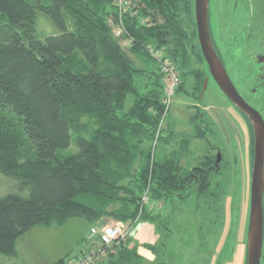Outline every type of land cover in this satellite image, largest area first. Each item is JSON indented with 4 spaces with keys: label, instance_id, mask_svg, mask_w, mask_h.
<instances>
[{
    "label": "trees",
    "instance_id": "1",
    "mask_svg": "<svg viewBox=\"0 0 264 264\" xmlns=\"http://www.w3.org/2000/svg\"><path fill=\"white\" fill-rule=\"evenodd\" d=\"M133 1L137 13L123 15L125 31L117 38L110 22L117 20L116 0H0V174L21 192L0 197V255L15 256L18 239L38 226L84 219L92 228L110 219L128 226L149 222L157 231L163 223L160 242L144 247L167 264V220L181 209L177 203L196 194L219 202L205 207L209 213L221 212L225 181L218 178L229 166L222 154L216 169L211 152L194 166L183 164L194 140L209 143L200 109L190 121L194 135L174 129L163 135L166 75L151 52L174 64L177 91L191 77L193 95L201 99L206 78L213 80L195 30L194 0ZM38 12L59 34L39 37ZM209 23L213 39L210 14ZM239 113L250 133L252 170L253 128ZM72 142L77 150L64 154ZM132 242L130 235L110 247L88 237L77 256L53 264L93 250L105 253L97 264H142Z\"/></svg>",
    "mask_w": 264,
    "mask_h": 264
},
{
    "label": "rangeland",
    "instance_id": "2",
    "mask_svg": "<svg viewBox=\"0 0 264 264\" xmlns=\"http://www.w3.org/2000/svg\"><path fill=\"white\" fill-rule=\"evenodd\" d=\"M131 2L133 7L137 8V1L132 0ZM248 2V0H242L238 3V8H235L234 0H212L215 18L212 16L211 20L214 19L217 26L213 36L220 39L217 46L230 77L238 87L243 86L241 90L245 92L244 94L248 96L251 103L264 112V87L255 94L246 92L248 88L251 89L255 85L252 79L255 69L252 68L254 66H252L250 57L264 50V0L263 3L262 0H259V3L257 0H252V9H254L252 17H250ZM243 21L251 22L252 28H248L249 31L244 27ZM195 30L197 31L196 26ZM37 33L42 40L59 34L50 17L43 12L37 13ZM234 36L240 40L244 38V43H241L243 47L238 49L242 52H239L237 57L234 54L229 55L231 49L233 50L237 45L233 42H238L233 41ZM249 36H252L250 39L254 42L253 45L251 42V46H246L251 41L247 39ZM246 51L249 52L246 54ZM159 68L162 72V68ZM193 85V78H187L184 89L176 91L172 97L168 116L165 122L161 123L163 135L171 129L183 136L194 135L195 129L190 121L200 109L209 124L206 129L209 143L194 140L189 153L183 158V164L188 167L194 166L208 152L216 155L217 149H220L226 165L229 166L227 170H224L222 177L218 178L225 181L223 189L225 194L222 199L223 203L220 205L221 212L217 215L209 213L205 207L218 208L219 202L209 203L204 197L198 199L196 194L184 200L182 204H176L181 209L176 208L174 214H171L167 220L172 236L167 239L166 259L167 264H210L215 257V264H225L226 260L230 259L238 230H243V239L247 243L252 176L250 133L241 113L229 102L214 81L209 83L201 99L193 95L191 90ZM129 104L130 100H128ZM162 148L161 141L157 148L158 155ZM76 150L72 142L71 147L63 153L72 154ZM11 193L21 194L17 182L0 174V197ZM144 201L148 203V197H145ZM216 203L217 207L214 205ZM150 206L153 209L154 205L150 204ZM160 207L158 206L159 209ZM169 207V204L166 205L162 213H167ZM224 207L227 209L228 219H226ZM214 220L217 224L213 226L211 222ZM104 221L107 225L117 223L110 219H104ZM141 223L145 222L138 221L135 225H126L127 236L123 241L127 240L130 235L133 237ZM159 225L162 226V230L156 231L160 236V242L161 235H165L167 231L163 223L160 222ZM90 230L91 225L86 220L73 219L61 227H35L18 240L22 238L20 247L26 251L22 252L23 256L36 257L35 263L37 264H53L67 256L70 259L77 256L84 248V242L90 236ZM218 242H220L221 249L217 253ZM37 254L39 256H36ZM156 263L157 259L153 264ZM261 264H264V246Z\"/></svg>",
    "mask_w": 264,
    "mask_h": 264
},
{
    "label": "water",
    "instance_id": "3",
    "mask_svg": "<svg viewBox=\"0 0 264 264\" xmlns=\"http://www.w3.org/2000/svg\"><path fill=\"white\" fill-rule=\"evenodd\" d=\"M210 0H194L198 41L210 77L226 98L250 120L254 133V159L251 176L250 215L247 233V263L261 264L264 246V118L236 89L226 68L217 54L210 33ZM209 84L206 78L201 92L203 98ZM222 161L219 151L215 163Z\"/></svg>",
    "mask_w": 264,
    "mask_h": 264
},
{
    "label": "built area",
    "instance_id": "4",
    "mask_svg": "<svg viewBox=\"0 0 264 264\" xmlns=\"http://www.w3.org/2000/svg\"><path fill=\"white\" fill-rule=\"evenodd\" d=\"M116 11H117V20L114 21L111 19V24L113 27V34L115 37L120 38L124 34L123 27V15L130 13L132 14L135 11L136 7H133L132 2L129 0H116ZM134 14V15H133ZM133 16L136 15V12H133ZM144 24L149 23L148 19H142ZM131 41L125 40L123 44L128 46ZM152 52L154 58L158 59L160 63V67L162 68L164 74L166 75V88H165V96H166V114L170 111L171 99L177 91V88L180 84V76L176 68L169 62L162 61V52ZM164 123V120L162 121ZM126 225L122 222H117L113 225H104V226H93L90 231L89 238L98 237L99 240L107 246L112 247L114 244L118 243L121 239H124L127 236ZM105 257V253L102 251L93 250L90 254L76 260L72 261L69 264H95L97 261L101 260Z\"/></svg>",
    "mask_w": 264,
    "mask_h": 264
},
{
    "label": "crops",
    "instance_id": "5",
    "mask_svg": "<svg viewBox=\"0 0 264 264\" xmlns=\"http://www.w3.org/2000/svg\"><path fill=\"white\" fill-rule=\"evenodd\" d=\"M224 210H225L226 219H228V215H227L228 212L226 207H224ZM243 236H244L243 230H238L234 245L231 249L230 259H227L225 264H246L247 243L243 239ZM132 238H133V242L130 244V248L135 246L141 262L144 264H153L156 261V255L152 251L145 248L144 245L158 244L160 236L156 231L155 226L149 222L141 223L137 228V230L134 232ZM21 239L18 240L16 243V255L13 257L0 255V264H37L35 263L36 257L28 258V256L22 255V252H26V251L22 250V248L20 247ZM220 249H221L220 242H218V245L216 247V252L217 253L220 252ZM36 256L39 255L37 254ZM210 264H215V257L213 258L212 261H210Z\"/></svg>",
    "mask_w": 264,
    "mask_h": 264
},
{
    "label": "flooded vegetation",
    "instance_id": "6",
    "mask_svg": "<svg viewBox=\"0 0 264 264\" xmlns=\"http://www.w3.org/2000/svg\"><path fill=\"white\" fill-rule=\"evenodd\" d=\"M242 0H234V2H235V4H234V6H235V8L238 6V3L239 2H241ZM249 2H248V8H250L249 9V13H250V17H252V12H253V10L254 9H252V0H248ZM258 1V3H259V0H257ZM255 2H253V4H254ZM262 3H263V0H262ZM250 6V7H249ZM213 8H214V4L212 3V0H210V10H209V14H210V16L212 17L213 16V18H215L214 17V11H213ZM238 8V7H237ZM212 13H213V15H212ZM212 18V19H213ZM251 21V20H250ZM243 25H244V27H246V30L247 31H249L248 30V28H252V24H251V22H248V23H246L245 21H243ZM212 32L214 33V30H215V27H217L216 25H215V23H214V19H213V21H212ZM250 38H252V36H249V37H247V39H249V40H251ZM244 39V38H243ZM243 39H239L237 36H234L233 37V41H238V42H233V44L234 43H236L237 45H236V47L232 50L231 49V51L229 52L230 54L229 55H237L239 52H242V51H239L238 49L239 48H241V47H243V45L241 44V43H244V40ZM220 39H218V37H215V36H213V39H212V42H213V45H214V48H215V50H216V52H217V54L219 55V57H220V59H221V61L223 62V64H224V66H225V68H226V65H225V63H224V61L222 60V56H221V54H220V52H219V49H218V41H219ZM251 42H252V40L250 41V42H248L247 44H246V46H251ZM254 42V41H253ZM253 42H252V45H253ZM231 48H232V46H231ZM249 51H246L245 53L247 54ZM237 57V56H236ZM238 58H240L239 56H238ZM250 60H251V62H252V66H254V67H252L253 69H255L254 70V72H255V74L253 75V80L255 81V85L253 86V88H248V90H247V93H249V94H255L256 92H257V90L258 89H263V87H264V50L262 51V52H258V53H256L255 55H253V56H251L250 57ZM226 71H227V68H226ZM253 72V73H254ZM227 73H228V75H229V72L227 71ZM230 76V75H229ZM231 78V77H230ZM231 80H232V82L234 83V85H235V87H236V89L239 91V93L242 95V97L249 103V104H251L255 109H257L261 114H262V116H263V118H264V112L262 111V110H260L259 109V107L258 106H255L253 103H251V101H250V99L248 98V96H246L244 93V91L243 90H241V88L243 87V86H237V84L235 83V81L231 78ZM216 84V83H215ZM230 102V101H229ZM232 104V103H231ZM234 106V105H233ZM235 107V106H234ZM236 108V107H235ZM236 110H237V108H236ZM220 151V149H217V154H218V152ZM221 152V151H220ZM217 154H216V159H217ZM222 154V153H221ZM216 163V162H215ZM215 166V165H214Z\"/></svg>",
    "mask_w": 264,
    "mask_h": 264
}]
</instances>
